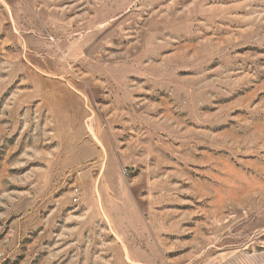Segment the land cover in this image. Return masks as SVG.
Segmentation results:
<instances>
[{
    "label": "rangeland",
    "instance_id": "374dc122",
    "mask_svg": "<svg viewBox=\"0 0 264 264\" xmlns=\"http://www.w3.org/2000/svg\"><path fill=\"white\" fill-rule=\"evenodd\" d=\"M0 264H264V0H0Z\"/></svg>",
    "mask_w": 264,
    "mask_h": 264
}]
</instances>
